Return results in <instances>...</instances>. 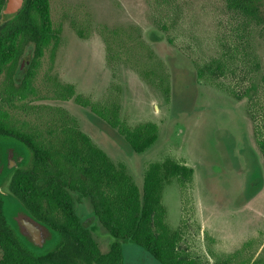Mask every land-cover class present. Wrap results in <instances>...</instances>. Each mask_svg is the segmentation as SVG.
Segmentation results:
<instances>
[{
  "label": "rangeland",
  "instance_id": "obj_1",
  "mask_svg": "<svg viewBox=\"0 0 264 264\" xmlns=\"http://www.w3.org/2000/svg\"><path fill=\"white\" fill-rule=\"evenodd\" d=\"M50 3L61 44L54 59L51 47L40 60L32 81L36 94L12 99L2 77L0 109L8 122L48 137L53 120L70 116L115 163L127 164L142 188L151 164H187L194 184L182 188L173 180L163 193L167 223L182 233L181 255L196 264H264L263 27L224 0ZM68 86L90 103H117L132 127L156 123L157 143L143 154L128 153L91 107L79 105L76 96L63 100ZM249 149L258 162H246ZM12 207L5 202L8 219V212H20ZM81 207L84 217L93 212L88 198H81ZM96 225L93 235L108 253L116 240ZM137 248L133 244L127 255Z\"/></svg>",
  "mask_w": 264,
  "mask_h": 264
},
{
  "label": "trees",
  "instance_id": "obj_2",
  "mask_svg": "<svg viewBox=\"0 0 264 264\" xmlns=\"http://www.w3.org/2000/svg\"><path fill=\"white\" fill-rule=\"evenodd\" d=\"M6 1L0 0V14ZM224 1L230 10L243 13L262 26L264 32V0ZM60 44L61 32L54 28L50 0H27L23 13L0 34V77L6 75L5 84L12 99L36 94L32 81L40 60L51 47L54 59ZM27 57L29 69L25 73L20 68ZM21 77L23 81L18 80ZM159 83L170 100V86L165 85L163 77ZM65 90L69 96H62L64 101L76 96L74 86ZM76 102L84 108L91 107L110 127L111 137L126 146L130 154L145 153L159 139L156 123L130 126L121 118L117 103L102 106L82 96H76ZM8 120L10 116L0 109V135L18 139L34 152L31 169L19 170L11 189L36 219L60 233L61 240L53 252L34 258L7 227L0 199V246L5 251L0 264H17L21 255L27 264H124L123 243L128 241L144 247L162 264H196L179 252L182 233L167 223L168 211L163 201L167 183L177 180L182 188L194 184L191 167L173 159L151 164L141 189L127 164L115 163L80 130L76 119L69 116L53 120L48 137L16 127ZM82 197L90 200L94 210L87 217L82 215ZM88 218L99 220L115 238L108 253L100 250L87 227Z\"/></svg>",
  "mask_w": 264,
  "mask_h": 264
},
{
  "label": "water",
  "instance_id": "obj_3",
  "mask_svg": "<svg viewBox=\"0 0 264 264\" xmlns=\"http://www.w3.org/2000/svg\"><path fill=\"white\" fill-rule=\"evenodd\" d=\"M26 6L27 0L6 1V5L1 12V17L2 15H5L13 18L9 19L6 23L0 26V33L6 31L10 27L14 19L18 18L23 13ZM20 71H24V66L20 68ZM33 160L34 152L25 143H22L13 137L0 135V199L3 201V213L6 201L11 203L13 206L12 208L20 209V212H8L9 217L11 216L9 219L5 214L4 216L7 220L8 226L15 231V235L20 239L28 251L37 257H42L48 255L57 248L61 240L60 233L36 219L11 189V184L15 174L19 170L31 169ZM140 188L142 189V187ZM90 205L92 207L91 202ZM92 214L93 212L89 215ZM98 222L102 225L99 220ZM94 239L96 240L95 237ZM133 244L138 246V253L144 257V260L147 263L157 264L150 258V253H148L144 247L133 241H129L125 247L123 246V256L128 249H132ZM158 264L162 263L158 262Z\"/></svg>",
  "mask_w": 264,
  "mask_h": 264
},
{
  "label": "flooded vegetation",
  "instance_id": "obj_4",
  "mask_svg": "<svg viewBox=\"0 0 264 264\" xmlns=\"http://www.w3.org/2000/svg\"><path fill=\"white\" fill-rule=\"evenodd\" d=\"M0 17H1V14H0ZM9 19H11L10 16H5V15L3 16L2 15L1 20H0V26L2 24L6 23ZM27 65H29V62L28 63L26 62V66ZM22 66L26 67L25 64L23 65V63H22ZM3 76H5V78H3L4 83H5L6 82V75H1L0 80L2 79ZM0 97H1V93H0ZM93 116H94L95 120H96V118L99 119L97 117V115L93 114ZM244 153H245L244 158H246V162L247 163H252V161H253L254 158H256V160L258 162L257 157H255L256 154H255V152L253 150L249 149V151L246 150V151H244ZM6 222H7V220H6ZM96 223H98V220H96L94 218H90V219L88 218L87 227L90 228L91 231H92V229L95 228V226H97ZM7 227H9V229L12 230L13 233H15V231L10 226H7ZM1 230H2V228L0 226V232H1ZM30 254H32V256L34 258H39L36 255H34L33 253H30ZM4 255H5V251H4V249H2V246H0V259H3L5 257ZM13 257H15V255H13ZM23 257H24L23 255L20 256V259L21 260H19V262L17 264H27V261L24 260ZM123 259H124V264H145L144 257L141 254H138V253L132 252V251L128 255H127V252H126L125 255L123 256Z\"/></svg>",
  "mask_w": 264,
  "mask_h": 264
}]
</instances>
